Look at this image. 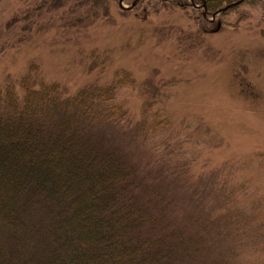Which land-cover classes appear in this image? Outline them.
<instances>
[{
	"label": "trees",
	"instance_id": "obj_1",
	"mask_svg": "<svg viewBox=\"0 0 264 264\" xmlns=\"http://www.w3.org/2000/svg\"><path fill=\"white\" fill-rule=\"evenodd\" d=\"M128 1L136 3L120 12L180 9L210 32L232 23L230 11L261 7L264 13V0ZM99 2L27 6L36 14H23L24 25L17 24L19 15L7 20L10 36L1 34L7 39L0 47L31 41L41 8L50 16L64 10L88 17ZM209 18L218 22L215 29ZM38 66L30 63L22 77L8 75L0 86V264H222L220 256L211 262L210 252L223 243V229L235 227L223 206L230 203L224 171L206 174L204 164L192 172L173 151L145 160L139 138L150 142L168 124L147 101L134 120L118 99L122 82H95L68 94ZM128 75H121L124 82Z\"/></svg>",
	"mask_w": 264,
	"mask_h": 264
},
{
	"label": "rangeland",
	"instance_id": "obj_2",
	"mask_svg": "<svg viewBox=\"0 0 264 264\" xmlns=\"http://www.w3.org/2000/svg\"><path fill=\"white\" fill-rule=\"evenodd\" d=\"M40 2L0 0V36H10L11 29L4 30L3 24L14 16L21 17L17 24H26L22 15L36 14L27 6ZM131 3L104 0L88 17L84 11L63 15L61 10L50 16L45 8L37 10L43 15L38 34L24 45L12 44L6 51L0 47V86L8 75L22 77L34 62L49 83L56 82L68 94L95 82H122L118 99L134 120L143 117L147 101L149 110L168 123L150 142L139 138L148 150L143 152L145 160L154 152L161 157L173 151L176 158L190 162L192 172L209 164L206 174L216 167L225 173L230 203L223 206L235 227L223 229L225 238L217 249L211 245V262L220 256L222 264H264L261 7L230 11L232 23L222 21L221 29L210 32L180 9L156 15L149 7L120 12V4ZM217 25L214 22L213 29ZM126 71L124 82L121 75Z\"/></svg>",
	"mask_w": 264,
	"mask_h": 264
},
{
	"label": "water",
	"instance_id": "obj_3",
	"mask_svg": "<svg viewBox=\"0 0 264 264\" xmlns=\"http://www.w3.org/2000/svg\"><path fill=\"white\" fill-rule=\"evenodd\" d=\"M192 2L194 3V1L192 0Z\"/></svg>",
	"mask_w": 264,
	"mask_h": 264
}]
</instances>
